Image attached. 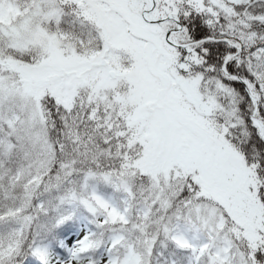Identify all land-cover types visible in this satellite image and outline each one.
Listing matches in <instances>:
<instances>
[{
	"label": "snow or ice",
	"instance_id": "snow-or-ice-1",
	"mask_svg": "<svg viewBox=\"0 0 264 264\" xmlns=\"http://www.w3.org/2000/svg\"><path fill=\"white\" fill-rule=\"evenodd\" d=\"M0 264H264V0H0Z\"/></svg>",
	"mask_w": 264,
	"mask_h": 264
}]
</instances>
